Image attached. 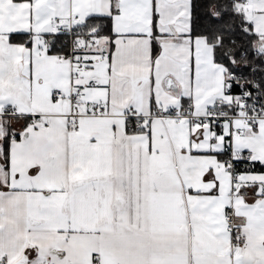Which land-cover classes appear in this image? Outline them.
<instances>
[{
	"label": "snow or ice",
	"instance_id": "1",
	"mask_svg": "<svg viewBox=\"0 0 264 264\" xmlns=\"http://www.w3.org/2000/svg\"><path fill=\"white\" fill-rule=\"evenodd\" d=\"M0 264H264V0H0Z\"/></svg>",
	"mask_w": 264,
	"mask_h": 264
}]
</instances>
